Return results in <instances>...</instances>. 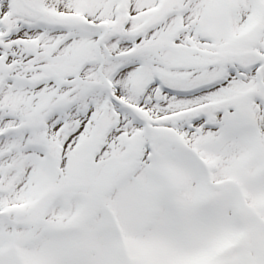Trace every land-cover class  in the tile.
I'll list each match as a JSON object with an SVG mask.
<instances>
[{
  "label": "rangeland",
  "instance_id": "rangeland-1",
  "mask_svg": "<svg viewBox=\"0 0 264 264\" xmlns=\"http://www.w3.org/2000/svg\"><path fill=\"white\" fill-rule=\"evenodd\" d=\"M44 1L0 0V264L263 257L264 0Z\"/></svg>",
  "mask_w": 264,
  "mask_h": 264
},
{
  "label": "flooded vegetation",
  "instance_id": "flooded-vegetation-1",
  "mask_svg": "<svg viewBox=\"0 0 264 264\" xmlns=\"http://www.w3.org/2000/svg\"><path fill=\"white\" fill-rule=\"evenodd\" d=\"M46 1L44 0H37L36 2V5L40 6V5H43ZM249 230V231H248ZM246 230L247 233H248V236L250 238V229ZM255 243V242H254ZM256 243L258 244L259 246V250H262V253H263V257H256L254 258L253 260L251 259H246L247 256L244 255L243 257H239V259H237L233 264H248V263H253V264H264V239H262L260 237L259 240L256 241ZM251 244H253L252 242V237H251ZM258 250V252H259ZM259 262V263H258Z\"/></svg>",
  "mask_w": 264,
  "mask_h": 264
},
{
  "label": "water",
  "instance_id": "water-1",
  "mask_svg": "<svg viewBox=\"0 0 264 264\" xmlns=\"http://www.w3.org/2000/svg\"><path fill=\"white\" fill-rule=\"evenodd\" d=\"M8 28H9V26H8Z\"/></svg>",
  "mask_w": 264,
  "mask_h": 264
}]
</instances>
